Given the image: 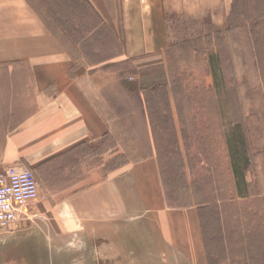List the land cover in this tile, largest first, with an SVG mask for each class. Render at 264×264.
Here are the masks:
<instances>
[{"label":"crops","instance_id":"0c3cea01","mask_svg":"<svg viewBox=\"0 0 264 264\" xmlns=\"http://www.w3.org/2000/svg\"><path fill=\"white\" fill-rule=\"evenodd\" d=\"M33 1L50 17H59L58 5L66 14L74 2L86 5L116 54L85 60L94 27L70 41L77 60ZM235 1L0 0V170L35 175V214L52 217L34 226L67 252L49 264H209L204 207L190 190L184 204L167 195L151 94L170 87L166 18L206 15L225 29ZM176 147L185 148L181 134Z\"/></svg>","mask_w":264,"mask_h":264},{"label":"rangeland","instance_id":"374dc122","mask_svg":"<svg viewBox=\"0 0 264 264\" xmlns=\"http://www.w3.org/2000/svg\"><path fill=\"white\" fill-rule=\"evenodd\" d=\"M33 2L77 60L81 54L73 43L94 27L97 39L87 42L85 60L102 62L116 54V42L87 17L86 5L74 2L68 14L58 5L59 17H50ZM239 2L225 29L213 27L206 15L166 18L170 87L151 94L167 195L170 202L184 204L190 190L204 207L209 264H264V0ZM173 108L178 118L169 117ZM176 129L182 132L181 152ZM181 155L187 168L181 166ZM123 162L119 156L115 164ZM36 205H28L22 220L0 232V264L10 259L49 264L52 255L61 259L65 254L59 252L63 246H49L45 230L35 228V222L45 226L52 217L36 215Z\"/></svg>","mask_w":264,"mask_h":264},{"label":"built area","instance_id":"2783aa9c","mask_svg":"<svg viewBox=\"0 0 264 264\" xmlns=\"http://www.w3.org/2000/svg\"><path fill=\"white\" fill-rule=\"evenodd\" d=\"M35 175L26 169L8 166L0 170V232L23 219L25 209L38 199Z\"/></svg>","mask_w":264,"mask_h":264},{"label":"trees","instance_id":"16d2710c","mask_svg":"<svg viewBox=\"0 0 264 264\" xmlns=\"http://www.w3.org/2000/svg\"><path fill=\"white\" fill-rule=\"evenodd\" d=\"M190 42V41H189Z\"/></svg>","mask_w":264,"mask_h":264}]
</instances>
